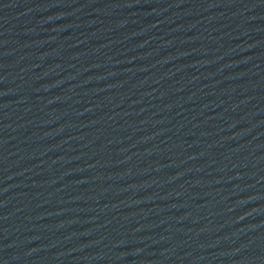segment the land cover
I'll return each mask as SVG.
<instances>
[{
    "label": "water",
    "instance_id": "1",
    "mask_svg": "<svg viewBox=\"0 0 264 264\" xmlns=\"http://www.w3.org/2000/svg\"><path fill=\"white\" fill-rule=\"evenodd\" d=\"M0 264H264V0H0Z\"/></svg>",
    "mask_w": 264,
    "mask_h": 264
}]
</instances>
